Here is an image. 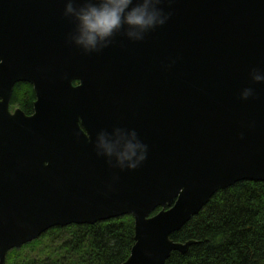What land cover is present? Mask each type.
Masks as SVG:
<instances>
[{
  "label": "water",
  "instance_id": "1",
  "mask_svg": "<svg viewBox=\"0 0 264 264\" xmlns=\"http://www.w3.org/2000/svg\"><path fill=\"white\" fill-rule=\"evenodd\" d=\"M66 3L0 0V264L52 228L128 215L123 264H166L196 243L172 235L218 192L264 182V82L251 78L264 71V0H162L163 26L91 53L70 41ZM20 82L32 115L11 111ZM116 129L147 145L134 170L97 155Z\"/></svg>",
  "mask_w": 264,
  "mask_h": 264
},
{
  "label": "trees",
  "instance_id": "2",
  "mask_svg": "<svg viewBox=\"0 0 264 264\" xmlns=\"http://www.w3.org/2000/svg\"><path fill=\"white\" fill-rule=\"evenodd\" d=\"M35 101L31 84H16L12 108L31 115ZM172 239L196 243L186 254L173 252L166 264H264V182L242 181L218 192ZM32 244L45 247L41 253L46 256L32 264H123L135 245V221L128 215L94 225L55 227ZM15 252L7 264H14Z\"/></svg>",
  "mask_w": 264,
  "mask_h": 264
},
{
  "label": "clouds",
  "instance_id": "3",
  "mask_svg": "<svg viewBox=\"0 0 264 264\" xmlns=\"http://www.w3.org/2000/svg\"><path fill=\"white\" fill-rule=\"evenodd\" d=\"M161 3L162 0H67L65 16L76 22L70 41L91 53L108 47L119 32L134 42L143 40L146 33L163 26L169 18L159 7ZM251 78L255 83L264 82V71L253 68ZM252 95L253 88L243 89V99ZM95 148L97 155L121 170L136 169L147 154V145L134 130L130 136L120 129L115 130V136L100 133Z\"/></svg>",
  "mask_w": 264,
  "mask_h": 264
},
{
  "label": "rangeland",
  "instance_id": "4",
  "mask_svg": "<svg viewBox=\"0 0 264 264\" xmlns=\"http://www.w3.org/2000/svg\"><path fill=\"white\" fill-rule=\"evenodd\" d=\"M14 111V110H13ZM40 244H37L36 246H34V244H28L25 247L21 248V249H17L15 253V256L13 258V262L14 264H22L24 263L23 261H30V262H26L25 264H32L31 261L35 258H42L46 259L45 255H42V251L45 250V247H39ZM37 248V250H35Z\"/></svg>",
  "mask_w": 264,
  "mask_h": 264
},
{
  "label": "flooded vegetation",
  "instance_id": "5",
  "mask_svg": "<svg viewBox=\"0 0 264 264\" xmlns=\"http://www.w3.org/2000/svg\"><path fill=\"white\" fill-rule=\"evenodd\" d=\"M75 85H79V83H78V82H76V83H75Z\"/></svg>",
  "mask_w": 264,
  "mask_h": 264
}]
</instances>
